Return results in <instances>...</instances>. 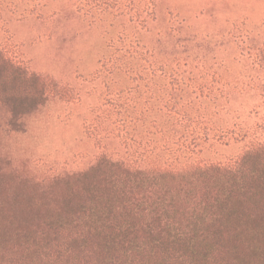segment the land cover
Here are the masks:
<instances>
[{
    "label": "rangeland",
    "instance_id": "1",
    "mask_svg": "<svg viewBox=\"0 0 264 264\" xmlns=\"http://www.w3.org/2000/svg\"><path fill=\"white\" fill-rule=\"evenodd\" d=\"M134 5L141 19L84 14L76 0H0V45L76 96L29 113L0 102L1 221L24 203L26 178L82 171L103 153L189 148L226 161L264 139V0Z\"/></svg>",
    "mask_w": 264,
    "mask_h": 264
},
{
    "label": "trees",
    "instance_id": "2",
    "mask_svg": "<svg viewBox=\"0 0 264 264\" xmlns=\"http://www.w3.org/2000/svg\"><path fill=\"white\" fill-rule=\"evenodd\" d=\"M146 1L154 12L155 0ZM76 6L142 17L134 0ZM55 98L76 96L0 45V102L29 113ZM160 155L103 153L82 171L26 178L24 203L2 211L0 264H264V139L226 161L189 148Z\"/></svg>",
    "mask_w": 264,
    "mask_h": 264
}]
</instances>
